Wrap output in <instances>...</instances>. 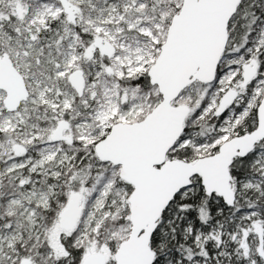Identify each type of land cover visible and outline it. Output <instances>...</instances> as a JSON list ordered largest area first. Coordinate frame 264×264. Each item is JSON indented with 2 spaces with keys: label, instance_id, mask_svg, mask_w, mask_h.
<instances>
[{
  "label": "snow or ice",
  "instance_id": "6c2138e0",
  "mask_svg": "<svg viewBox=\"0 0 264 264\" xmlns=\"http://www.w3.org/2000/svg\"><path fill=\"white\" fill-rule=\"evenodd\" d=\"M0 264H264V0H0Z\"/></svg>",
  "mask_w": 264,
  "mask_h": 264
}]
</instances>
